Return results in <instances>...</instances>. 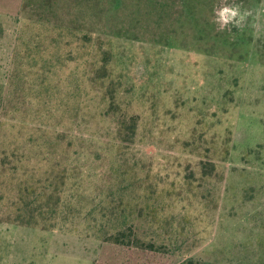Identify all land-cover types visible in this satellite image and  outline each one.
Returning a JSON list of instances; mask_svg holds the SVG:
<instances>
[{
  "label": "rangeland",
  "instance_id": "obj_1",
  "mask_svg": "<svg viewBox=\"0 0 264 264\" xmlns=\"http://www.w3.org/2000/svg\"><path fill=\"white\" fill-rule=\"evenodd\" d=\"M118 180L143 246L13 222L23 181L83 204ZM187 259L264 264V0H0V264Z\"/></svg>",
  "mask_w": 264,
  "mask_h": 264
},
{
  "label": "trees",
  "instance_id": "obj_2",
  "mask_svg": "<svg viewBox=\"0 0 264 264\" xmlns=\"http://www.w3.org/2000/svg\"><path fill=\"white\" fill-rule=\"evenodd\" d=\"M119 124L121 127H126L132 134H134L136 127L135 117L131 116L129 123L127 124L126 119L123 118ZM85 175L89 176L88 173ZM69 177L70 176L68 175L67 178ZM78 178L81 184L82 177L80 174H78ZM138 179L139 178H133L132 180L134 183H129L128 185L134 188L138 187ZM121 181L122 180H118L117 183H108V186H105V188H100L102 192L105 193L104 202L103 200L96 201L91 197L89 203L83 204H81V202L84 200V197L76 200L68 197L66 200L60 201L54 195L57 191L50 190L49 192H46L48 185L43 186L42 191L37 192L35 198H31L33 196L32 194L37 191L35 189L36 187L23 181L21 183L22 186H19V189L24 193L19 192L16 202L18 206L12 204L16 210L13 222L20 225L37 227L39 222L38 219H42L41 222L45 223L44 221L46 219H50V217L59 214V216L64 219V226H61V228L66 229L69 227L70 229H76V226H79V228H82L86 234L94 232L104 242L125 246H143L145 240L139 236L138 231L136 232L132 230V227H128L135 223V220L140 217L139 212L143 208H148L149 204L147 202L142 204L141 192H135L134 197L137 199L136 202L128 200L127 198L129 197V194L123 192L125 187ZM63 183L65 182H62V184ZM112 185H115V187H112ZM83 191L81 190L80 192L84 193ZM116 199H118L120 203L121 210H114V201ZM126 210L127 214L124 213ZM55 225V223L42 224L41 228L57 227ZM131 232H136L133 238H131ZM146 244L151 246L153 242L148 241ZM180 264L204 263L193 259H187Z\"/></svg>",
  "mask_w": 264,
  "mask_h": 264
},
{
  "label": "clouds",
  "instance_id": "obj_3",
  "mask_svg": "<svg viewBox=\"0 0 264 264\" xmlns=\"http://www.w3.org/2000/svg\"><path fill=\"white\" fill-rule=\"evenodd\" d=\"M217 18L221 23V28L227 25L229 22L239 23V20L243 18L238 6H224L217 12ZM237 18V19H233Z\"/></svg>",
  "mask_w": 264,
  "mask_h": 264
}]
</instances>
